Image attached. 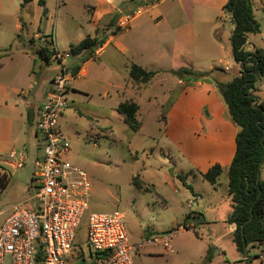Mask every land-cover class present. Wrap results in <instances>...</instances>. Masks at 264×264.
<instances>
[{
    "label": "rangeland",
    "instance_id": "374dc122",
    "mask_svg": "<svg viewBox=\"0 0 264 264\" xmlns=\"http://www.w3.org/2000/svg\"><path fill=\"white\" fill-rule=\"evenodd\" d=\"M44 1L46 5L33 0L23 6L24 0H0V98L6 89L13 101L22 102L31 111L37 108L40 96L60 69L55 54L46 62L35 51L48 46L50 51L65 54L85 37L95 35L96 30L99 37L106 35L104 25L92 23L91 15L97 0ZM130 1L134 6L127 11L135 16L137 9L146 10V4H153V0ZM251 1L260 31L249 34V50L264 48V0ZM44 9H47L46 14H43ZM145 17L147 13L139 17L137 23ZM233 28L231 13L225 12L221 23L209 34L210 38L203 31L195 37L196 47L202 48L206 55H214L215 65L228 67L223 72L227 79L235 74L236 62L230 41ZM217 31L220 37L216 35ZM135 53V64H138L142 55ZM108 54L102 56V60L106 58L109 61L108 68L96 60L95 52L90 58L94 60L89 72L80 75L73 83L70 81L73 88L69 96L74 102L64 112L65 116L59 118L60 126L70 141V151L63 159L86 171L91 181L89 209L82 220L77 240L87 244L86 226L91 213L118 210L125 215L132 244L141 241L140 234L143 230L149 231L150 227L156 226L161 230L175 228L165 232L172 235L175 253H168L161 245L149 246L138 253H131L135 264H204L209 248L213 262L208 264H264L263 248L249 247L247 254H243L233 242L227 222V207L231 202L219 203L220 211L213 215L219 223L200 225L199 233L195 229L188 231L192 228H184L183 221L188 213L198 209V201L210 205L214 192L210 182L202 177L186 178L191 189L173 173L186 176L191 166L181 155L179 140L166 132V112L160 111L164 93L172 86L171 72H160L154 84L139 94L136 90L143 84L135 83L137 89L133 88L128 72L119 62L120 56L113 48H108ZM72 62L73 59L68 58V63ZM76 87L82 89L83 94H74L79 91ZM256 88V96L264 102V76L258 80ZM154 96L160 102L157 106L152 102ZM126 100L141 103L138 119L142 126L138 131L132 130L116 111L118 104ZM35 118L26 123L25 133H21L19 150L25 159L23 165L0 162V175L8 176L6 186L0 191V210H7L1 216V223L12 213L15 205L24 202L34 192L30 184L37 170L36 160L44 154V143L37 132ZM8 160H15L18 164L19 155ZM261 171L264 176V162ZM136 175L140 176L146 189L134 185ZM227 180L228 174H224L222 181ZM193 193L203 199L195 200ZM165 201L166 205H163Z\"/></svg>",
    "mask_w": 264,
    "mask_h": 264
},
{
    "label": "crops",
    "instance_id": "0c3cea01",
    "mask_svg": "<svg viewBox=\"0 0 264 264\" xmlns=\"http://www.w3.org/2000/svg\"><path fill=\"white\" fill-rule=\"evenodd\" d=\"M227 1L160 0L153 4H146L144 13H147V17L143 19L145 21L137 23L138 18L144 14L142 13L129 19L128 25L123 28L121 23L132 15L127 11V9L132 10L134 6L130 0H97L91 15L94 25L102 24L106 29V42L96 51V60L101 62L102 67H109V61L106 58L102 60V56L109 55L108 48H113L120 56L119 62L128 74L130 65L137 61L135 60L137 54L135 51L142 55V60L138 62L139 65L147 70L159 71L151 81L141 83L143 87L138 89L137 85L134 86L137 82L128 77L130 84L137 89L139 94L149 89L160 72L164 70L170 72V70H177L181 67L201 71L212 70L209 78L196 81L180 78L171 73L169 75L172 76V86L165 91L163 103L158 102L156 96L152 100L154 106L161 104L160 111L165 110L166 132L179 140L181 155L191 166L186 172L185 179L188 176L204 179L203 174L214 164H220L223 167L217 184L210 183L214 192L210 205L201 204L198 200H202V196L193 193L195 200L198 201V209L190 211L188 214L191 215V218L188 220L184 218L183 224L187 223L192 227L188 231L195 229L198 233L200 225L219 223L216 218H213L214 213L220 211L219 203L231 202L228 192L229 177L227 181L223 182L222 176L228 174L236 151V135L240 128L231 119L228 106L220 94L217 83H226L232 78L227 79L223 76V72L227 71V66L222 68L215 65L214 55L210 53L206 55L202 48H197L195 45L197 33L201 34L203 31L210 38L216 25L221 23ZM168 5L171 6L166 9ZM116 28L120 30L116 31ZM95 35H98L97 30ZM249 41L248 39V43ZM247 46L246 48L249 49ZM93 60L89 59L81 64L78 77L89 72V66ZM234 68V75L239 74L241 66L237 62ZM229 70L231 69L229 68ZM71 87L73 88V86ZM77 89L79 91H75L74 94H83L82 89ZM4 91L5 94L0 98V162L16 166L15 160L10 162L8 159L17 155L19 158L23 156V152L19 150V144L22 141L21 133H25L26 123L36 117L38 106L34 111H31L22 102L13 101L6 89ZM15 91L20 95L19 90ZM46 91L40 96L38 105ZM149 99L151 98L149 97ZM138 104L140 111L141 103L138 102ZM65 114L63 115L65 116ZM173 173L176 177L180 175L174 171ZM261 177L264 179L262 171ZM213 201H217V203L214 204ZM163 205H166V201ZM227 211L230 216L232 205L227 207ZM221 217L225 219L224 215ZM235 227V224L228 222V232L232 237ZM172 230L175 228L161 230L153 226L149 231L143 230L139 240L152 234Z\"/></svg>",
    "mask_w": 264,
    "mask_h": 264
},
{
    "label": "built area",
    "instance_id": "2783aa9c",
    "mask_svg": "<svg viewBox=\"0 0 264 264\" xmlns=\"http://www.w3.org/2000/svg\"><path fill=\"white\" fill-rule=\"evenodd\" d=\"M144 11L139 8L134 14L139 16ZM134 16L125 19L122 28ZM55 55L60 69L50 80L35 118L44 154L36 160L37 170L30 184L34 192L0 222V264H135L131 253L154 245L175 253L171 233H156L130 243L125 215L118 210L91 213L86 226L87 244L77 240L89 209L91 181L86 171L63 159L70 151V141L59 118L72 106L70 81L79 75L73 73L77 60L71 52L55 51ZM68 58L73 62L68 63ZM24 161L20 157L17 165L21 167ZM6 212L0 210V219Z\"/></svg>",
    "mask_w": 264,
    "mask_h": 264
},
{
    "label": "trees",
    "instance_id": "16d2710c",
    "mask_svg": "<svg viewBox=\"0 0 264 264\" xmlns=\"http://www.w3.org/2000/svg\"><path fill=\"white\" fill-rule=\"evenodd\" d=\"M33 0H24L23 6ZM160 0H153L151 3ZM39 4L45 5L44 0ZM225 12H230L234 28L231 33V47L234 60L241 66L240 72L226 83H217L220 94L228 106L233 122L240 130L236 135V151L228 169V192L231 199L232 212L228 222L235 224L233 242L237 249L247 254L248 248L261 247L264 251V179L261 177L264 162V102L256 96V83L264 76V48H246L248 36L260 31V24L255 19L251 0H228L224 6ZM47 13L44 9L43 14ZM120 30V29H117ZM218 36V31L216 33ZM220 37V36H218ZM107 35L99 37L87 36L78 44L71 46L70 52L77 60L73 65V73L78 72L81 63L89 60L93 54L106 42ZM35 53L39 58L49 62L55 51L48 46H41ZM170 72L180 78L203 80L209 78L212 70L201 71L189 67H181ZM159 71L147 70L139 64L132 63L129 77L137 83H148ZM140 106L133 100L119 103L116 110L123 116L124 122L135 131L141 129L138 119ZM223 172L220 164H214L204 174L205 180L213 185L218 182ZM183 184L191 188L184 175H178ZM8 176L0 175V191L6 186ZM133 183L140 189H146L140 176L136 175ZM191 218L188 214L186 220ZM189 229L187 223L183 224ZM171 232V231H168ZM213 255L209 248L204 264L212 261Z\"/></svg>",
    "mask_w": 264,
    "mask_h": 264
}]
</instances>
